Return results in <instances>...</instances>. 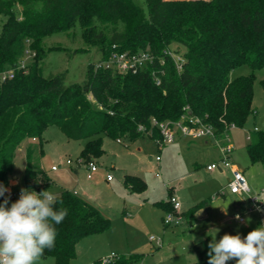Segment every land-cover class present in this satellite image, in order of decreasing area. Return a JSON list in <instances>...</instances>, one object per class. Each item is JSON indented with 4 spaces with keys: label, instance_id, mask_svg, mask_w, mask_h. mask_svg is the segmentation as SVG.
I'll list each match as a JSON object with an SVG mask.
<instances>
[{
    "label": "trees",
    "instance_id": "1",
    "mask_svg": "<svg viewBox=\"0 0 264 264\" xmlns=\"http://www.w3.org/2000/svg\"><path fill=\"white\" fill-rule=\"evenodd\" d=\"M0 13L6 16L0 31V71L13 67L26 48L34 52L13 78L0 81V183L6 187L16 147L25 138H35L42 154L43 133L51 125L67 139L85 140L77 158L85 163L103 153V135L132 141L151 130L154 139L160 137L150 124L152 117L162 121L196 115L222 137L229 124L241 127L253 112L254 70L264 68V0H0ZM76 25L86 46L81 49L93 48L97 61L114 49L148 51L152 61L135 73L88 61L80 83H66V71L45 76L44 38ZM173 43L184 50L172 49ZM167 50L183 56L180 70ZM241 65L251 72L231 76ZM260 83L264 87V77ZM140 125L144 131L138 130ZM246 148L251 163L264 162V131H255ZM32 154L29 145L23 188L51 190L52 179L33 165ZM123 183L133 191L146 188L132 174ZM57 198L56 208L65 207L69 214L55 226V247L43 257H52L53 264H70L77 242L107 229L110 220L73 191L62 189ZM159 203L171 209L168 200ZM203 203L182 214L194 219ZM210 240L206 236L192 244L195 260L188 264H208ZM142 255H119L110 264H134Z\"/></svg>",
    "mask_w": 264,
    "mask_h": 264
},
{
    "label": "rangeland",
    "instance_id": "2",
    "mask_svg": "<svg viewBox=\"0 0 264 264\" xmlns=\"http://www.w3.org/2000/svg\"><path fill=\"white\" fill-rule=\"evenodd\" d=\"M5 19L6 16L0 13V31ZM43 42L48 48L44 75L66 71V83L69 84L80 83L88 61L99 59L93 48L81 49L86 46L78 25L68 32L48 35ZM170 47L180 52L184 50L177 43ZM249 72V66L241 65L230 75ZM254 74L253 112L241 127L230 130L228 139L234 147L230 162L243 171L250 194L259 195L264 202V162L251 163L246 148L255 131H264V87L260 83L264 68L254 70ZM89 98L92 96L89 95ZM43 139L42 154L37 140L24 139L15 149L10 179L16 182L9 181L15 198H19L18 192L23 188L21 177L25 148L30 144L33 147V165L47 172L53 182L52 191L57 194L61 189H75L76 195L98 208L110 220L107 229L77 242L76 254L70 264H91L112 252L126 256L143 253L134 264H188L195 259L194 255L190 256L192 241L206 236L212 239L215 229H219L217 241L225 233L235 235L239 232L243 238L264 223V216L261 217L259 212L248 211L246 195L241 197L230 192L227 187L230 173L227 169L222 172L217 168L206 169L208 164L220 159L219 148L213 139L205 143L203 140L178 137L172 143L159 146L150 134L132 141L122 138L121 142L103 135L104 151L94 159L98 169L91 173L90 178L87 177L86 162H78L77 159L85 140L67 139L57 125L49 126L43 133ZM124 172L140 175L147 187L143 191L129 189L123 184ZM108 174L112 179L107 183ZM169 190L180 200L181 211L177 224L165 226L162 218L167 211L155 202L164 199ZM15 198L11 196L10 203L15 202ZM201 201L204 203L195 220H189L182 214ZM236 214L243 218L242 222L235 219ZM151 235L159 237L160 244L150 241L148 238ZM40 264H53V258L42 257ZM228 264H235V261Z\"/></svg>",
    "mask_w": 264,
    "mask_h": 264
},
{
    "label": "clouds",
    "instance_id": "3",
    "mask_svg": "<svg viewBox=\"0 0 264 264\" xmlns=\"http://www.w3.org/2000/svg\"><path fill=\"white\" fill-rule=\"evenodd\" d=\"M0 197V264H40L45 250L55 247V226L65 220L69 210L56 208L57 194L50 189L37 193L21 188L19 198L10 203L11 189L0 183ZM235 219L240 220L239 214ZM218 231H212L215 235L207 245L208 264H264V223L243 238L239 232L225 233L217 241Z\"/></svg>",
    "mask_w": 264,
    "mask_h": 264
},
{
    "label": "built area",
    "instance_id": "4",
    "mask_svg": "<svg viewBox=\"0 0 264 264\" xmlns=\"http://www.w3.org/2000/svg\"><path fill=\"white\" fill-rule=\"evenodd\" d=\"M166 52L174 61L176 69L180 70L182 68V63L184 62V58L181 53H175L171 50H167ZM32 56H34V52L29 48H26L23 55L14 63L13 67L0 71V81L5 80L6 78H13L15 69L24 68L27 63V59L31 58ZM152 58L153 56L148 51L134 53L126 50L114 49L109 53L106 59L97 61L96 65L106 68H112L119 73H135L139 69L144 67V65H146L148 62H151ZM150 124L159 131L160 137L155 138L159 146L174 142L177 135L189 140L213 139L219 148L220 159L217 162L208 164L206 166V169L213 170L217 168L221 170H229L231 177L227 182V187L230 192L239 195H247L249 200L248 211H257L259 212L261 217L264 216V202L260 199L259 195L250 194V189L245 180L243 172L230 162L233 146L228 142V132L232 128L236 127L235 124H229L227 126V131L224 132L222 137L216 135L213 125L208 122L202 121L201 118L196 115L183 114L177 120L162 121L152 117ZM138 130L144 131V127L140 125L138 127ZM147 134H151V130H148ZM156 159L158 160V157H156ZM67 162L69 163L70 160H68ZM78 162H83V160L79 158ZM86 164L87 177L90 178L91 173L97 170L98 165L94 159L88 160ZM52 169H56V167L52 166ZM106 178L107 180H110L112 177L110 174H108ZM19 194L20 192H18V195ZM11 196L15 197L16 194L11 193ZM167 199L171 204V209L167 210V213L163 218V223L165 225H171L172 223L177 224L180 220L179 213L181 211V202L173 193H171ZM257 209H261V211H258ZM238 221L242 222L243 218L240 217V220ZM148 239L150 241L155 240L157 244H160L161 242V239L159 237L155 238L153 235L149 236ZM118 256L119 255L112 252L108 256L101 257L99 263L110 264Z\"/></svg>",
    "mask_w": 264,
    "mask_h": 264
},
{
    "label": "crops",
    "instance_id": "5",
    "mask_svg": "<svg viewBox=\"0 0 264 264\" xmlns=\"http://www.w3.org/2000/svg\"><path fill=\"white\" fill-rule=\"evenodd\" d=\"M230 132V131H229ZM229 132H228V134H229ZM143 137V136H142ZM178 137H182V136H179V135H177L176 136V138H175V140L178 138ZM139 138H141V137H139ZM25 139H27V140H31V141H36V139L35 138H25ZM187 139V138H186ZM117 140V142H121L122 141V138H118V139H116ZM189 140V139H188ZM199 140H203L205 143L209 140V139H199ZM192 141H196V140H192ZM229 142V141H228ZM230 143V142H229ZM231 145H232V143H230ZM30 144H28V146H29ZM233 146V145H232ZM26 149V148H25ZM104 149V148H103ZM233 150H234V147H233ZM97 165H98V163H97ZM236 166V165H235ZM97 169H98V167H97ZM220 172H222V171H224L225 169H218ZM95 171H97V170H95ZM94 171V172H95ZM229 171V170H228ZM243 172V171H242ZM93 173V172H92ZM230 173V172H229ZM126 174H131V173H128V172H124V174H123V178H124V176L126 175ZM132 175H136V176H138V177H140L144 182H145V180L140 176V175H137V174H132ZM230 177H231V174H230ZM112 179V178H111ZM110 179V180H111ZM10 180H12L13 181V184H15V180H13V179H9V181ZM110 180H107L106 179V182L108 183ZM146 183V182H145ZM124 184V183H123ZM12 185V183H9V186H8V188H10V186ZM127 187V186H126ZM146 187H147V183H146ZM62 190V189H61ZM169 191H171V190H169ZM168 191V192H169ZM73 192H75L76 193V190L74 189L73 190ZM243 195H245V194H242L241 195V197H243ZM247 196V195H246ZM168 193H167V196L164 198V199H161V201H167L168 199ZM161 201H156L155 202V204L156 205H158L159 207H161L163 210H165V211H167V209L166 208H164L163 206H161V204L159 203V202H161ZM247 202H248V204H249V200H248V196H247ZM186 211V210H185ZM201 210L199 209L196 213H195V218L194 219H192V220H195L196 219V215H198V213L200 212ZM162 221H163V218H162ZM165 225V224H164ZM165 226H167V225H165ZM204 238V237H203ZM196 241H192L191 242V245L193 244V243H195ZM138 254H140V253H138ZM141 254H143V253H141ZM192 255H194V257H195V254L191 251V253H190V256L192 257ZM126 256V255H125ZM143 256V255H142ZM142 258V257H141ZM195 260V259H194ZM193 262V261H192Z\"/></svg>",
    "mask_w": 264,
    "mask_h": 264
}]
</instances>
